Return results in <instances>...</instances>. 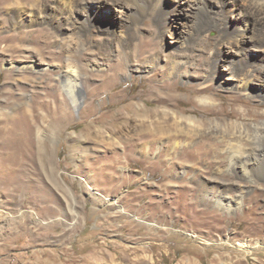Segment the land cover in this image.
Listing matches in <instances>:
<instances>
[{"label":"rangeland","instance_id":"374dc122","mask_svg":"<svg viewBox=\"0 0 264 264\" xmlns=\"http://www.w3.org/2000/svg\"><path fill=\"white\" fill-rule=\"evenodd\" d=\"M36 1H21L25 8L34 2L38 12L24 13L20 28L15 0H0V264H264V246L253 247L256 240L264 244V183L239 179L247 187L245 202L229 212L200 193V183L217 174L206 167L214 160L209 147L226 144L218 135L223 131L207 120H264V104L252 96L258 80L249 81L247 96L217 85L233 57L249 54L246 59L254 62L264 55V26L248 13V0H239L235 10L223 0H207L206 14L195 24L191 14H183L189 13L186 6L174 10L175 0H117L96 11L79 4L75 15L87 22V46L76 54L62 45L71 34L58 27V2L51 0L48 8ZM237 21L242 30L234 28ZM10 35L14 40H2ZM118 38L145 57L158 52L156 72L135 68L144 65L142 59L126 62L110 54ZM68 52L89 66L77 112L57 82ZM186 54L195 62L184 65L182 74L164 73L171 57ZM10 60H35L45 70H8L3 65ZM116 60L122 63L119 72L109 65ZM210 69L214 74L206 78ZM113 73V83L99 89ZM167 81L163 92L170 100L162 104L149 91ZM208 96L213 103L201 100ZM37 101L43 105L26 109ZM134 102L196 115L206 124L185 135L176 132L172 119H161L173 135L143 134V110L124 108ZM247 108L252 115L244 114ZM175 139L183 146L174 150ZM145 145L148 154L139 151ZM242 241L252 250H243Z\"/></svg>","mask_w":264,"mask_h":264},{"label":"bare ground","instance_id":"6f19581e","mask_svg":"<svg viewBox=\"0 0 264 264\" xmlns=\"http://www.w3.org/2000/svg\"><path fill=\"white\" fill-rule=\"evenodd\" d=\"M21 1H23V0H21ZM21 1L15 0L16 8L18 10L17 11L18 13L16 15L17 16L16 17L17 18L16 25L20 28H22V26L25 23L24 17L29 16V15H33L34 11H36L32 6V5H35V4H33L34 2H32V4L30 3L27 6V8H25V7H23L24 4L22 5ZM50 1L51 0H42L41 5L46 6V7L48 6V8H50L52 6V5H50L51 4ZM56 1L55 2L58 4L57 6H59V11H58L59 13L57 14L58 21H59V22L57 21L59 24L58 27H60L59 29L63 28L65 30H67V32L69 34H71L70 36L68 34L69 38L67 39V41H65L66 39L62 40V45L63 46L66 45L68 47H71L72 49H74L73 53L76 54L77 52L84 50L86 48L85 46H87V44H85V42H84L85 40L83 41V38H82L83 24H84V22L85 23H87V22L85 20H82V19H79L78 17H76V15H75L76 6L79 4H83V5L88 4L89 7H94V10L96 11L97 7L104 8L106 4L113 3V2L116 3L115 1H117V0H56ZM132 1H134V4L138 2V0H132ZM238 1L239 0H223L224 4H227L229 6V8H232L234 10H235V8H238L240 5V2H238ZM36 2L38 3V1H36ZM40 2H41V0H40ZM220 3H222V1H220ZM248 3H249L248 8H247L248 13L250 15L254 16L256 18V20L260 21V23L264 26V0H248ZM144 4L142 3L141 6L142 5L144 6ZM206 4H207V0H175L173 8H174V10H176V9L178 10V7H180L181 5L186 6L184 8H187V10H189V13L188 14L183 13V14H184V16H190L189 14H191L192 22L195 24L199 20H201L203 15L206 14V12H207ZM141 6H139V8ZM36 8H38V7H36ZM192 10L196 13L192 12ZM36 12H38V11H36ZM161 12H162V9H161ZM24 13H27V15H24V17H23ZM180 13L182 14V12H180ZM15 14H16V12H15ZM95 14L96 13L93 11L89 12V15H95ZM36 18H38V17H36ZM242 21H244V20H242ZM235 27H237V29L242 30V27H243L242 22L237 21L234 28ZM85 29H87V28H85ZM113 33H114V31H113ZM133 36L134 35L132 33V37ZM124 37H125V33L120 34L121 39H123ZM120 38H118L117 41L114 39L115 41L111 45H109V47L111 49V52H109L110 54L113 53V54H115L116 58L118 56V58L125 59L126 62L132 57L142 59V62L144 65L137 66L135 68L139 69L141 72L142 71H154V72H156L157 65H159L161 63V57H162V56H159L158 52L154 53V51H155L154 50L152 55L149 54L150 56L145 57L143 55V53H144L143 51H132L129 48L130 44H126V43L124 44L123 41L121 43ZM2 40L12 41L14 39H13L12 35H10V36L3 37ZM129 43H130V41H129ZM10 46H11V44H10ZM157 48H158V46H157ZM152 49H156V48H152ZM68 50L71 51L70 49H68ZM261 50H263V49H261ZM75 51H76V53H75ZM42 53H44V54L45 53H49V54L51 53L52 54L53 51L43 50ZM42 53H40V54H42ZM182 53H183V51H182ZM185 53H187V52H185ZM186 55H184V56L182 55L183 57L178 56L176 58L171 57L169 59L170 63L166 67V70L164 73L166 75H170V76L182 74L181 70H182L184 65L193 64L195 62V61H193V58L191 59V58H189L188 55L187 56ZM241 55H239V56H241L240 58H237V57L234 58L233 57L229 61V63H228L229 65L227 67L226 74H225V76H223L221 78L222 80L220 79L221 81L220 80L218 81L217 85H221L223 87H234L237 89H241L244 92L243 94L247 96L249 94V92L247 91L248 90L247 86H248L249 81L251 79H256V80H258L259 87L254 91L253 94L251 92L250 93L252 94V96H254V100L259 101L260 104H264V55L255 57L256 59H254L255 60L254 62L249 61V60H252L251 57L246 59L247 55H249V54H241ZM64 59L67 63L59 66V70L57 73V76H58L57 82L62 83V85L65 89L66 97H67V99H65V101L67 100L70 103L69 105H71V107L76 108L80 104V98H81L83 91H84V84H85L86 79L83 76L87 75V73L84 74V72L87 71L86 69H88L89 66L86 65V67H84L83 63L81 64L79 61H76L75 60L76 58L74 59V57L71 54L70 55L66 54V57ZM64 59H63V61H64ZM237 59H244V60L243 61H237ZM73 60H75V62ZM167 60L168 59H166V61ZM245 62H247V63H245ZM109 65H110L112 70H114L115 72H119V70L121 69L122 63L120 61L116 60L114 63H110ZM216 65H218V64H216ZM3 66L6 67L8 70L14 69L13 67L18 68L19 70L28 69V70H30V73L45 70V67L44 66L41 67V65H37L35 60L34 61L31 60V61H28L26 63H16L15 60L14 61L10 60V61H8V63H6ZM213 71H214L213 69H210V72H208L206 74V78H208L209 75H213L214 74ZM114 76H115L114 73L113 74H107V77L99 85V89L100 88L101 89L108 88V86L113 83ZM152 76L153 75H151L150 77H152ZM170 84L171 83L169 81H167L163 85H156L155 88L149 92L151 95L155 96L156 100L159 103H162V104L165 103L166 104L170 100V98H169L170 96L168 94L164 95L163 91L166 89V86L170 85ZM225 84H226V86H225ZM210 88H211V83H208L206 85V89H210ZM93 94H94V92H93ZM255 96H256V98H255ZM201 100L206 101L208 103L214 102V98L212 96L203 97V98H201ZM37 104L43 105V102L37 101L36 103L34 102V104H32V103L29 104V102H27L26 103V109L32 108ZM124 108L127 111H132V112H135L136 109L143 110V113L140 114L141 115V129H142L143 134H147V135L152 134L153 132H156V133L158 132L159 134L166 135V136H169L172 134L170 128H167L166 125H164L163 122H161V119H164L163 120L164 123H165V121L167 122V120L172 119L171 121L173 123V126L175 127V130H177L176 132H178V133L183 132L185 135L199 133L201 127L206 124L205 120L199 118L196 115H191V114L189 115V114L180 113L178 111L169 109L167 107L149 109L146 106V104L144 105V104H141L139 102H134V103H129L128 105H125ZM221 108H222V106H221ZM31 111H32V109H31ZM159 111L162 112V114H159ZM250 111H251V109H250ZM250 111L247 108V109H245L244 114L246 116L252 115V113ZM169 116H171V117H169ZM207 123H210L211 126H214L216 128H220L221 131H223L222 134H218V135H220V136L222 135L224 141H226L225 142L226 144H224V145L221 144V146H215V145L211 146L212 143H210L211 147H209V150L212 149L210 153H212L211 157L214 158V160L211 159L209 161H206L205 163H206V167H208L210 170L214 169V171L217 174L208 178L205 182L202 181L200 183V185H201V190H200L201 192L200 193L202 195L201 197L206 202H208L210 204L212 203V204H215V205L222 207L226 212L235 211L237 208L240 209V207L244 204V202H245V195L244 194H245V191L247 188L245 185L239 184V182H238L239 179H242V178L247 179V182L250 184H253V186L259 185L261 182L264 183V120L258 121V120L252 119V120L242 121V120L236 119V120L230 121L227 118V119L220 121L219 119L216 118V119L207 120ZM211 134L216 135L213 132H211ZM211 134H210V136H211ZM206 138H209V137H206ZM151 140L152 139L150 137L148 140L145 141L146 142L145 144H147ZM173 143H174L173 144L174 150H175L174 147H176V146H183V145H180V143L177 142L176 139L174 140ZM156 150H157V153L161 152V150H162L161 145L158 146ZM139 151L143 152L144 154H148L149 148L147 147V145H145V147L140 148ZM168 151L170 152L171 149H168ZM205 156L202 158L203 160H205ZM215 157H217V158L215 159ZM218 158H220V160L223 161V163L221 164V165H223L222 167L220 166V163H219L220 160H217ZM176 164H178V162ZM192 165L193 164H190V163L187 164V166H189L191 168H192ZM214 165L216 166V168H214ZM187 170L188 169L186 167V168H183L181 171L186 172ZM224 172H225V174L229 175L228 179H224L221 177L222 175H225V174H222ZM84 181H85V185L89 189H93V187L90 185L89 181H87V180H84ZM234 187L238 188L235 191V194L227 195V193L229 191H232V189ZM261 189H262V187H261ZM229 193H231V192H229ZM195 236H196V234H195ZM255 243L256 244L253 247H257V246L263 247L264 246V244L260 240H256ZM238 245L243 250H246V251L252 250L251 249L252 246L247 241L238 242Z\"/></svg>","mask_w":264,"mask_h":264},{"label":"water","instance_id":"95a60500","mask_svg":"<svg viewBox=\"0 0 264 264\" xmlns=\"http://www.w3.org/2000/svg\"><path fill=\"white\" fill-rule=\"evenodd\" d=\"M79 107H80V106H79ZM79 107H78V108H77V107L75 108V112H77V111H78Z\"/></svg>","mask_w":264,"mask_h":264}]
</instances>
